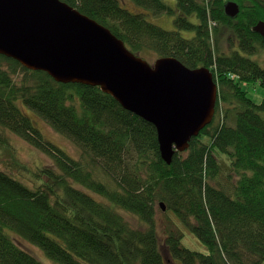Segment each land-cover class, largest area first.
Wrapping results in <instances>:
<instances>
[{
	"label": "trees",
	"instance_id": "16d2710c",
	"mask_svg": "<svg viewBox=\"0 0 264 264\" xmlns=\"http://www.w3.org/2000/svg\"><path fill=\"white\" fill-rule=\"evenodd\" d=\"M60 1L143 60L208 68L215 116L167 165L154 126L99 88L56 83L0 56V147L10 132L49 159L32 169L13 160L16 175L0 169V264H42L23 242L57 264H264V100L244 89L264 86V67L248 57L264 50L252 30L264 21V0H175L174 9L165 0ZM227 2L239 6L236 17L225 14ZM164 14H175L173 31L146 19ZM224 40L232 50H222ZM32 115L80 157L44 140ZM184 232L208 254L184 248Z\"/></svg>",
	"mask_w": 264,
	"mask_h": 264
},
{
	"label": "water",
	"instance_id": "95a60500",
	"mask_svg": "<svg viewBox=\"0 0 264 264\" xmlns=\"http://www.w3.org/2000/svg\"><path fill=\"white\" fill-rule=\"evenodd\" d=\"M224 12L234 18L239 6L227 2ZM252 30L264 40V21ZM0 56L56 83L99 88L154 126L167 165L215 116L218 87L208 68L189 69L170 57L150 64L60 0H0Z\"/></svg>",
	"mask_w": 264,
	"mask_h": 264
},
{
	"label": "rangeland",
	"instance_id": "374dc122",
	"mask_svg": "<svg viewBox=\"0 0 264 264\" xmlns=\"http://www.w3.org/2000/svg\"><path fill=\"white\" fill-rule=\"evenodd\" d=\"M127 8L129 10L135 11V6L131 2H125ZM165 4L174 9L175 7V0H165ZM137 10V9H136ZM141 10V9H138ZM175 14H164L161 16H150L146 19L166 30V31H173ZM181 37L183 38H190L192 36L191 32H180ZM220 47L222 50L230 51L233 47H229L227 42L224 40L220 43ZM248 57L256 62L259 63L260 66L264 67V50L258 52L256 55H248ZM157 59L156 56L150 55L148 56V62L153 64L154 61ZM244 89L248 92L249 98H251L255 103L259 104L264 100V86L259 85L258 83H251L248 86H245ZM32 118L36 121L39 131L41 132L42 137L44 140L51 142L56 147L64 151L70 158L78 159L80 157V152L78 148L72 144L70 141L65 139L64 137L56 134L42 119L35 117L32 115ZM7 138V148L0 147V169L3 171H11L12 174H17L18 171L15 169L13 164V160L26 165L29 168L41 167L49 163V159L39 150L33 148L32 146L28 145L24 140L20 137L15 135L14 133L5 132ZM10 166L12 168H8ZM159 208V207H158ZM161 211L162 209L159 208ZM166 210L162 211L165 213ZM161 212L158 213L157 222L158 224L166 223L167 217L164 216ZM123 217L125 220L131 224L132 226H139L140 223L131 215L123 213ZM181 228V225L175 223ZM176 227L175 225H173ZM178 228V227H176ZM181 244L184 248L198 252L201 254H208V249L205 245H203L196 236L189 232H184V237L181 241ZM24 248L28 250L35 258H37L42 264H57L48 259L42 250L39 248L31 245L28 242H23Z\"/></svg>",
	"mask_w": 264,
	"mask_h": 264
}]
</instances>
